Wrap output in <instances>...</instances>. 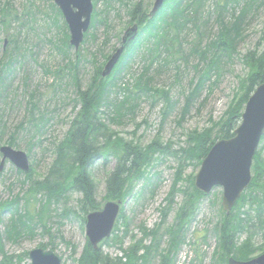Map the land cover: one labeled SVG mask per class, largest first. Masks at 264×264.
Returning <instances> with one entry per match:
<instances>
[{
    "label": "rangeland",
    "instance_id": "rangeland-1",
    "mask_svg": "<svg viewBox=\"0 0 264 264\" xmlns=\"http://www.w3.org/2000/svg\"><path fill=\"white\" fill-rule=\"evenodd\" d=\"M91 1V23L76 52L69 44L68 25L61 20L55 0H0V72L7 54L13 57L10 76L0 86V148L7 145L23 151L30 167L24 173L6 159L0 170V264H31L28 254L34 248L55 252L61 264H77L89 243L85 232L88 213L84 215L79 210L82 194L69 187L76 165L66 147L62 150L60 146L71 120L80 111L79 91L86 90L94 79L98 81L99 71L100 76L110 79L119 65L118 61L108 76L102 75L107 62L122 45V35L133 25L138 26L137 17L130 14L132 6L137 3L141 12L148 14L155 0ZM213 7L214 0H205L198 13L200 29L196 32L188 23V28L181 32L182 53L167 56L164 52L159 61L151 63L146 74L151 88L161 94L154 99L147 93L128 97L135 80L150 63L144 60L145 51H141L121 74L117 86L110 87L107 93L108 103L116 101L117 107L100 109V120L107 125L112 138L121 144L128 143L132 153L146 151L148 157L146 165L134 171L132 166L127 173L125 193L130 196L121 199L115 230L109 244L102 246V251L113 259L125 258V253L140 243L139 254L149 251V264H159V255L173 247L172 237H180L184 241L174 259L176 264H224L217 256V229L225 214L222 187L217 186L205 196L194 193L202 159L187 155L188 137L205 131L215 139L219 124L231 108L238 106L249 72L244 56L264 49V0H243L223 14L230 24L231 13L238 15L245 7L242 39L234 45L235 52L229 58L223 56L225 63L219 75L204 83L186 108L187 97L197 85L195 67L205 69L197 50H205L206 43L220 28ZM94 14L96 21L92 20ZM200 31L203 35H199ZM76 56L80 60L78 68L73 67ZM162 92H167L169 102ZM31 94L34 108L30 106ZM171 102L173 107L168 108ZM98 142L103 145V139ZM256 155L264 161V139ZM116 162L118 155H110L90 170L96 210L111 200L107 198L106 181ZM130 165L127 163V167ZM251 175L252 179L253 169ZM53 181L56 185L51 184ZM189 195L196 207L185 210L179 225L177 215ZM9 203L15 205L2 210V205ZM241 207L242 203L235 205L229 214L235 216ZM20 213L28 218L21 219ZM30 227L34 230L31 234ZM15 229L21 230L20 235ZM247 240L254 246L252 258L241 261L231 256L226 264L232 260L249 261L264 253V235L242 231L237 234L236 247L241 248Z\"/></svg>",
    "mask_w": 264,
    "mask_h": 264
},
{
    "label": "trees",
    "instance_id": "trees-1",
    "mask_svg": "<svg viewBox=\"0 0 264 264\" xmlns=\"http://www.w3.org/2000/svg\"><path fill=\"white\" fill-rule=\"evenodd\" d=\"M243 0H214L213 13L216 15V23L220 28L218 29L216 36L211 38L205 45V50L198 49L197 52L200 55V60L203 62L205 69L198 70V66L195 67L197 71V85L191 90L187 97L186 108L193 100L199 89L204 87L205 84L210 81L213 75H219L221 66H223V56L230 57L231 53L235 52L234 45L238 40L242 39V27L245 12L244 7L238 15L232 12V21L230 24L226 23L225 15H223L229 8L242 4ZM257 0H253L255 2ZM205 0H165L162 7L154 14L153 17H149V14L141 12L139 4H135L131 9V17H137L138 34L124 49V53L118 62V66L115 68L110 79L100 76L99 80L91 82V85L84 91L80 90L78 99L80 100L81 107L77 115L71 120L70 127L67 131L64 141L61 143L60 148L63 150L65 146L70 152L71 160L76 165L75 172L71 175L69 180V187L76 188L81 192L82 198L79 201V210L82 214H87L92 210H96L98 203L95 198V185L90 176V170L94 167V164L99 160H104L110 155L117 157L115 169L110 172L106 181L107 186V198L111 200L126 199L130 194L126 195L125 188H127V173L132 167L133 171L136 167L146 165L147 152L138 151L137 154L130 152L127 144H121L116 142L111 133L107 131V125L102 123L99 114L100 109L103 106H116L117 102L112 104L108 103L107 93H109L110 87H116L117 82L120 81L121 74L127 70L134 62L135 57L145 51L144 60L148 59L150 63L145 66L141 75L137 77L133 84L134 89L128 91V97L135 98L138 94H146L151 98H155L156 95L161 94V91H156L151 88L150 77L146 74L151 66V63L162 58L164 52L168 55L180 54V45L182 39L180 34L186 30L188 23H192V27L196 29V32L200 29L199 10L204 6ZM247 6H250L249 2H246ZM252 4V3H251ZM61 16V15H60ZM61 20L63 16L60 17ZM92 20L96 21V15L94 14ZM64 24V22H63ZM203 35L200 31L199 35ZM262 45L264 46V38H262ZM67 45V44H66ZM194 51V50H193ZM16 51L13 50V53ZM8 53V52H7ZM6 53V54H7ZM246 64L248 65L249 72L246 75L242 88L244 93L237 101L238 106L229 110L228 117L219 124V134L212 139L207 133H199L189 136V144L187 148V155L190 158H196L203 161L206 154L210 151L212 145L219 139L231 138L234 135V131L238 126V122L241 120V113L244 110L248 97L254 92L257 85L264 82V49L262 52H250L244 56ZM6 61L1 62L0 72V86L5 84L11 73L10 66L13 63V57L7 54ZM79 58L73 62V67L78 68ZM6 62V63H5ZM72 62V61H71ZM205 83V84H204ZM77 87V85H76ZM120 89H122L120 87ZM127 89V88H126ZM123 90V89H122ZM165 95V99L169 102V96L167 92H162ZM1 94V93H0ZM2 94L0 95L1 98ZM31 108H34L33 104L34 95L31 94ZM172 101V100H171ZM33 102V103H32ZM172 102L169 103L168 108H172ZM119 107H122L120 105ZM31 110V109H30ZM33 111V110H31ZM44 116V115H43ZM42 116V117H43ZM41 117V118H42ZM235 118V119H234ZM35 126V125H34ZM103 139V145L98 142L99 139ZM264 139V136L262 137ZM261 139V140H262ZM13 145L12 141H8ZM192 145V146H191ZM59 148V149H60ZM132 155L133 157L129 156ZM254 163L252 169L254 170V176L249 187L245 190V193L236 202V205L242 203L240 211L233 216L222 214L221 221L217 231L219 232L217 256L220 259V263L226 264L230 257L238 260H248L254 251V246L247 240V242L241 246L236 247L237 234L242 231H253L254 233L264 235V161L259 159L257 155H254ZM71 163V161H70ZM127 163L131 165L127 167ZM141 165V166H140ZM132 171V172H133ZM131 175V172L129 173ZM129 177V176H128ZM56 181V180H55ZM55 181L51 184H55ZM56 185V184H55ZM38 189L41 186H37ZM199 197L205 196L195 188V192ZM15 204L9 203L7 206L2 205L3 209H8ZM196 205L192 197L189 195L185 201L183 208L180 210L178 216L179 222L184 219V213L187 208H193ZM196 207V206H195ZM194 207V210H195ZM246 208V209H244ZM16 209V208H15ZM192 211V213L194 212ZM26 215V214H25ZM20 213V218H28ZM192 217V216H191ZM22 224V223H21ZM23 226L25 224H22ZM115 230V229H114ZM33 228L28 229V233H33ZM14 232L20 235L21 230L15 229ZM173 247H169L165 254L159 255V264H176L174 260L178 253L180 244L184 241V238H173ZM109 239L101 241L97 250H95L90 243H87L86 248L83 251V255L78 259L77 264H149L151 256L148 253L140 255V248L138 244L133 245L128 253H125V261L122 258L113 259L110 255L105 254L102 251V246L109 244ZM0 248L2 246L0 244ZM217 264V263H214Z\"/></svg>",
    "mask_w": 264,
    "mask_h": 264
},
{
    "label": "water",
    "instance_id": "water-1",
    "mask_svg": "<svg viewBox=\"0 0 264 264\" xmlns=\"http://www.w3.org/2000/svg\"><path fill=\"white\" fill-rule=\"evenodd\" d=\"M164 2L165 0H155L149 17H153ZM55 3L68 25L69 44L78 51L91 23L92 1L55 0ZM137 29V26L133 25L125 31L121 40L122 45L107 62L102 72L103 76H108L117 65L125 47L137 36ZM246 102L241 113V121L234 131L233 137L219 139L212 145L210 151L203 158L194 180L196 189L204 194H208L217 186L222 187L221 203L227 215H230V211L250 185L254 155L264 136V82L257 85ZM0 153L2 155L0 170H2L5 160L9 159L16 168L28 173L30 168L28 167V156L23 151L5 145L0 148ZM121 204L120 199L118 201L108 200L100 210L87 214L85 232L88 242L95 250L98 249L101 241L109 239L112 235ZM28 256H30L31 264L62 263L60 256L49 249L34 248ZM229 264H264V253L249 261L232 260Z\"/></svg>",
    "mask_w": 264,
    "mask_h": 264
}]
</instances>
